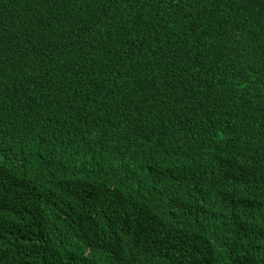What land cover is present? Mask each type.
<instances>
[{"label":"trees","instance_id":"trees-1","mask_svg":"<svg viewBox=\"0 0 264 264\" xmlns=\"http://www.w3.org/2000/svg\"><path fill=\"white\" fill-rule=\"evenodd\" d=\"M0 264H264V0H0Z\"/></svg>","mask_w":264,"mask_h":264}]
</instances>
